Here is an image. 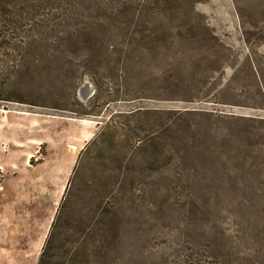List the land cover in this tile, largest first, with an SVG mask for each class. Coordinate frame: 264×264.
Listing matches in <instances>:
<instances>
[{
    "label": "rangeland",
    "instance_id": "374dc122",
    "mask_svg": "<svg viewBox=\"0 0 264 264\" xmlns=\"http://www.w3.org/2000/svg\"><path fill=\"white\" fill-rule=\"evenodd\" d=\"M144 1L0 102V264H38L59 215L96 264L177 243L264 264V0Z\"/></svg>",
    "mask_w": 264,
    "mask_h": 264
},
{
    "label": "trees",
    "instance_id": "16d2710c",
    "mask_svg": "<svg viewBox=\"0 0 264 264\" xmlns=\"http://www.w3.org/2000/svg\"><path fill=\"white\" fill-rule=\"evenodd\" d=\"M121 3L123 0H0V102L12 100L11 84L41 65L43 59L35 52L50 53L65 39L92 32L95 23H105L99 22L100 14L112 16ZM106 46L112 48L113 44ZM102 134L92 140L89 151L103 148ZM61 218L59 215L51 226L38 264H96L90 254L83 256L86 250L81 242L71 240L73 226H63ZM83 230L95 236L96 229ZM151 250L144 262L132 264H223L209 245L177 243Z\"/></svg>",
    "mask_w": 264,
    "mask_h": 264
}]
</instances>
